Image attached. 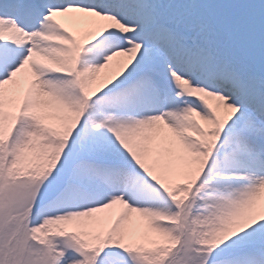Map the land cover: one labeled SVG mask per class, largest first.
Masks as SVG:
<instances>
[{"label": "snow or ice", "instance_id": "obj_1", "mask_svg": "<svg viewBox=\"0 0 264 264\" xmlns=\"http://www.w3.org/2000/svg\"><path fill=\"white\" fill-rule=\"evenodd\" d=\"M0 264H264V0H0Z\"/></svg>", "mask_w": 264, "mask_h": 264}]
</instances>
